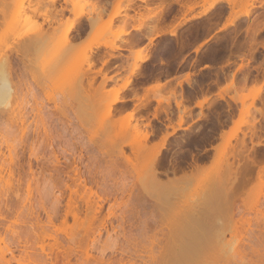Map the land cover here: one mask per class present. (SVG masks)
Instances as JSON below:
<instances>
[{"label":"rangeland","instance_id":"1","mask_svg":"<svg viewBox=\"0 0 264 264\" xmlns=\"http://www.w3.org/2000/svg\"><path fill=\"white\" fill-rule=\"evenodd\" d=\"M101 1L0 0V71L2 66L12 89L11 97L8 98L10 103L7 101L8 110H0V174L6 178L4 182V179L0 181V264H96L93 259L105 264H144L143 260H147L148 256H159L164 252L161 248L164 234L152 225V213L147 206L185 201L192 206L203 205V192L214 181L213 184L219 185L216 174L224 173L225 168V162L220 161V156L213 159L216 153L213 146L227 139L234 144L236 138H241L242 132L250 134L244 122H249L252 117L251 95L259 93L264 96V50L259 47L252 55H243L247 48L246 26L250 23L246 21L247 18L239 16L233 25L215 33L231 16H238L243 10L239 6L231 10L221 1L208 11L205 20L209 16L210 23H206V27L203 22L192 23L179 40L170 42L162 38L153 46L154 37L149 43L151 55L163 57L159 49L164 42H170V53L165 56L172 59V63L155 67L152 63L156 58L152 59L151 64L147 63L141 70L143 78L147 80L139 79L141 83H136L142 87L155 77L161 80L164 67L174 69L178 66L176 72H190V76H187L194 79L189 81L191 87L181 85L180 88L172 84L161 91L150 89L146 94L151 97L159 92L167 96L170 95L167 94L168 90L176 87V95L177 90H180L181 95H170V101L185 100L180 109L192 100L202 102V108L197 107L198 111L189 122L185 116L186 111L178 112L175 123L171 125L175 126L181 116L182 126L187 129L177 130L169 136L166 147L173 143V139L177 140L176 136L181 133L184 138L193 137L196 147L203 149L204 154L194 159L192 164L196 161L197 164H203V168L193 170V177L187 181L178 179L184 165L178 161L181 166L179 171L168 176L158 175V181L166 184L163 187L153 184L146 177L148 170H145L141 161L133 164L124 162L112 143H119L120 138L117 136L122 123H125L127 112L135 106L143 105V96L138 93L131 96L136 104L132 108L116 111L117 108L112 105V116L108 119L102 117L108 102L116 95L114 88L120 85H117L116 80L112 85L106 83L102 89L97 85L102 73L110 76L111 72L107 69L113 64L111 61L116 58L119 50L109 51L111 57L108 58L104 50L94 53L93 49V52H88L87 47L90 43L104 41L119 46L116 42L121 37H117V33L125 28H114L112 17L117 9L124 11L129 0H115L112 17L110 15L106 20L101 16V9H106L108 3L107 0ZM197 1L198 5L191 11H184L183 17L196 14L213 2ZM262 3L264 0L254 1L251 16L262 9ZM202 11L193 17L205 16ZM65 12L73 17L63 18ZM84 15L94 23L87 32V41L76 45L71 41L70 34L78 19ZM146 15L139 13L135 18L136 24L142 25ZM257 15L254 19L264 23V11ZM81 27L85 29L84 24ZM175 31L179 32L177 29ZM135 37L134 42L144 45L142 35H139L140 40L138 35ZM263 39L264 29L257 37V40ZM184 42L190 45L183 47ZM131 49L133 52L129 55V62L134 61L132 56L135 51L141 57L148 54L144 48ZM100 58L103 61L106 59L107 64ZM89 60L94 65L89 66ZM246 63L248 66L241 68L240 64ZM205 64L211 65V68L207 69L209 65ZM201 67L207 70L203 71ZM97 70H100L101 76L96 74ZM121 92L118 93L120 97L123 96ZM219 94H224L226 98L233 96L236 100L225 103L216 99L211 102ZM139 97L140 100L137 99ZM204 97L206 100H203ZM125 99L128 100L126 95ZM7 104L2 105V108ZM163 105L166 106V103ZM258 105L261 106L260 102L254 103V106ZM229 112L231 115L227 118ZM6 113L11 114V120ZM134 114L138 117L144 113L138 111ZM160 114L153 117L151 113L141 119L143 124L139 129L147 128L146 131L152 132L148 144L157 142L166 132L171 131L169 124L163 129L153 126L152 121L160 119ZM135 121L133 117L130 123ZM261 135V143H264V134ZM223 137L225 140H222ZM248 138L246 136L245 141L250 149L247 148L244 154L249 158L253 154H264V148L256 146L255 154ZM253 139V143L257 141L255 137ZM122 150L125 155L133 157L129 146L123 145ZM161 151L160 158L165 149ZM57 162L64 172L62 178H58L51 170ZM160 162L159 170L164 165V161ZM256 169H251L253 172L245 182L241 198L233 201L238 210L236 214L239 213L235 217L241 214L244 221L235 230L224 231V241L233 236L235 242L232 247L236 245L238 249L221 248L222 242L213 237L215 249L209 251L211 255L205 259L204 264H222V259H225V264H249L250 258L253 259L250 264L254 260L264 264V213L261 211L264 207L261 204L264 199V183L259 184L255 180ZM200 174L203 178L198 177ZM85 192L105 198L99 218L92 222H88L84 215L79 219V194ZM69 196L78 218L74 220L68 214L64 221ZM100 218L104 220L100 221ZM156 218L158 220L160 216ZM234 253L244 256V260H240V257L236 259ZM218 257L222 263L217 260Z\"/></svg>","mask_w":264,"mask_h":264},{"label":"bare ground","instance_id":"2","mask_svg":"<svg viewBox=\"0 0 264 264\" xmlns=\"http://www.w3.org/2000/svg\"><path fill=\"white\" fill-rule=\"evenodd\" d=\"M200 1L201 2H207L208 0H200ZM221 1L225 2L231 8V10L234 7H238V6L241 7L243 10L240 12V14L238 16L237 15H234L233 17L231 16V18H229L227 20L226 24H224V26L222 25L223 27L221 26V27H219L218 29L215 30V33L221 31L222 29H225V27H227L229 25H233L235 20L239 16L244 17L243 19L247 18L246 21L248 20V21H250V23L248 24V26H246V36L245 37H246V42L247 43L245 42V44H247V46H246L247 48L245 49V53H243V55H252L257 50V48H259V47L264 50V39L263 40H257L258 34L264 29V25H263L264 23H263L262 20H261L262 21V23H261L260 20L257 21L254 18L251 19V17H252L251 14H252V10H253V7H254V1L255 0H213V2L209 3L208 7H206L202 11V15L206 16L208 14V11L211 10L214 6H216V4H218ZM198 2L199 1L195 0V1H193L192 5L186 6L187 4H185L186 11L185 10L184 11L185 12L191 11L195 7V5H198ZM172 3H174L173 0H172ZM172 3H170V4H172ZM262 4H260V6H261L262 9H264V6H262ZM167 7L168 6L165 3H163V5H161V7H160V10H163V9H165ZM262 9H261V11H262ZM122 11H123V9H117L113 13V15H119ZM125 17H126V15H125ZM208 17L206 19L207 21L205 20L206 22H203V26H205L206 23H210V21H209L210 19ZM124 19H125L126 22H128L126 20V18H124ZM184 19H186V18H184ZM253 19L257 23H255V21H254V24H253V22H252ZM148 20H151V19H148ZM154 21L157 23L158 19H157V21L156 20H154ZM198 21H200V20H198ZM155 22H153V23H155ZM89 25H90V23H89ZM150 26L152 28H149V31H147L148 34H147V37H146V38H148L147 40H149V43H151V41H152V39L154 37L155 38L156 37H160V36L164 37L165 35H168L170 37H176L177 40L180 39V35H177V33H176V31L174 29H171L169 31H165V30H162V28L160 29V27H158L157 24H155L154 26H152V25H150ZM133 27H135V29H139V26H133ZM147 27H148V25L146 26V28ZM208 27H209V24H208ZM139 31H142V30L140 29ZM147 32H145V34ZM128 33L129 32L126 29L119 30L118 33H117V37H121L123 35H127L128 36ZM137 35H138L137 38L139 39V35L141 36L142 34H137ZM128 38H129V36H128ZM132 38H130L131 40H128L127 42H123L125 45L127 43L128 52L130 54H131V52H133L131 47H133L134 43H136V42H134L135 41L134 39H136V37L133 38V39ZM36 41H38V39ZM206 41H207V39H206ZM110 43H109V41H104L103 43H96V42L92 43V44L90 43V45L87 47V51L88 52H93V49L95 47L99 46V45L104 46V47H108L109 50L108 51L104 50V52H103V53L106 54V56L104 54L103 55L105 57H107V55H108V58H109V56L111 57V54H110L109 51H113V50H119L120 51V50H122L121 46H115L114 44H110ZM163 45H165V42H164ZM149 48H148V50L146 49L149 55L147 54L146 56H143V57H141L139 54H136L138 51H135L136 53L132 56L133 59H134L133 62H128V59H129L128 55H130V54H128V55L125 54V59L123 57H122L123 60L120 59L122 62L120 61L121 63L119 65L117 64L116 72L120 68L127 69L126 72H125L126 74L128 73L127 74V78H125L124 82L120 85L119 88H114V91L116 92V95L113 98H111V100L108 102L107 109L102 114V117H104V119H108V118H110L112 116V112H111V106L112 105L115 106L116 104H119V108L116 109V111L117 110L119 111V110H125L128 107V104H131V103H127L124 95L122 97L118 96L119 91H122L123 89H126V90L127 89L128 90L131 89V94L132 95H136V93L138 92V89L141 88V86H137L136 83L137 82L141 83V81L139 79H141V80L145 79V78H143L144 74L142 73L143 71H141V70H142V68L146 67V65L145 66H143V65L147 64L152 59L156 58L155 59L156 61H157V59L158 60L161 59V57L159 55L158 56L155 55V57H153L154 54L151 55L152 53L150 52L151 50H149ZM124 49H126V46H125ZM156 52H158V51H156ZM167 52H168V54L170 53L169 50L166 48V46L165 47L162 46L159 49V53L160 54L164 53V55H166ZM119 53H121V52H119ZM104 56H102V57L105 58ZM163 57H165V56H163ZM96 59H97V57H96ZM100 59L102 60V58H100ZM162 59L164 60V58H162ZM104 60L105 61L102 60V62L106 63V59H104ZM246 61L249 62L250 59H246ZM88 62H90V63H87L89 66L94 65V63L91 60H89ZM117 62L118 61H116V63ZM159 62H161V61H159ZM162 63H163V61H162ZM240 66H242L241 68H243V66L247 67L248 63L240 64ZM1 68H2V70L0 71V107H1L0 110L1 109H3V110L5 109L6 110V108L8 106L7 101L10 100L8 98H9V96L11 97V94H10L11 92L10 91L12 89H11V87H9V84L7 82V79H6L5 75H4V71H3V67L2 66H1ZM122 71H124V70H122ZM99 72H100V70L96 74H99ZM149 72H150V70H149ZM187 75H188V73L186 74V78L185 79H188ZM169 77H167V78H169ZM116 78H113L112 76H106L105 73H102L101 81L99 82L97 87L99 89H102V88L105 87L106 83L107 84L108 83H114ZM182 78H184V77H182ZM153 79H155V78H153ZM145 80H147V79H145ZM167 80H166V82L169 85L170 83H168V82L170 80L169 81H167ZM163 82L162 83L159 82V79L156 78V80L154 81L153 84H149L148 83L150 85L149 87L146 86V88H145V86H144L142 88H145L144 91H146V92L148 90H150V89H156L157 91H161V90L165 89L164 87H167V84H165L166 82H164V84H163ZM186 82L189 83V80L188 81L186 80ZM177 85L180 86V88H181L182 81L181 80L178 81ZM189 85H191V83H189ZM192 86H193V84H192ZM175 88L176 87L171 88L170 90H168L169 93H167V94H170L171 97L172 96L175 97L177 95H181V93H177V95H176V92L174 91ZM170 95L163 96V95H161L158 92L157 94H152V96L150 97V95L148 96L145 93L143 95V97L141 98V99H143V105L135 106L136 104L135 105L133 104L135 107H133V108L131 107L132 109H130L129 112H127L125 123L124 122H123L124 124L122 123L121 130L118 133V135L120 137L117 136L118 139L120 138L119 143H112V146H114V148L118 150V154H119L120 158L124 162H126L127 164H133L135 161L136 162L141 161L144 164L145 170H148V173L146 174V177L153 184L160 185V186H163V187H165L166 184L160 183L158 181L159 180V178H158L159 167H160V164H161V162H160L161 158L159 156H160V153L162 152L161 150L162 149H166L168 147V146L166 147V140H167V138L169 136H172L177 130H181L183 128L187 129V127H183L182 126V117L181 116L178 118V121H177L175 126L171 125V123H170L171 120H169V118H168V120H169L168 124L171 126V131L170 132H166V134H164L162 137H160V140H158L157 142H152V143L148 144V142L150 141V135H152V132H149L148 130L146 131L147 128L145 129L144 127H143V129H145V130L139 129L140 125L143 124L141 122V119H142L143 115H139L138 117H135L134 113H136L138 111L142 112L141 109H143V108L144 109L149 108V106H152L150 104L151 101L154 100L158 107L157 108L155 107V109H153L154 112H152V116L153 117H157L158 113L162 112V111L165 112L166 115L169 114L168 116H170V113H168V111L170 110L169 109V105H170V102H171L170 101L171 100L170 99L171 98ZM137 99L140 100V97L137 98ZM180 99H181V96H180ZM216 99L224 101L225 103H228L230 100L231 101H235L236 100L233 96H229L228 98H226L224 96V94L223 95L219 94V95H217L216 98L211 100V102H215ZM203 100H206V98L204 97ZM182 101H185V100L177 99V100L174 101L176 106H177L176 108H178L179 111H180V105L182 104ZM162 102H165L166 106L163 105L165 103H162ZM255 102H258V103L260 102L261 106H259V105H258V107L254 106ZM9 103H10V101H9ZM5 104H7L5 106V108H4V106L2 108V105H5ZM183 104H182V106H183ZM196 104L200 108H202V102L201 101L196 102ZM159 105H162L163 107L161 106L159 108ZM186 106L185 107H181V108H183V110L181 109L182 112L187 110ZM250 106H252V108H253L251 120L249 122H244V123H246V128H247L246 130H248V132H250V134L246 133V131L242 132L241 138H238V139L236 138L234 144H231L230 140L227 139L226 141H223L222 143L218 144L217 146H213L215 148L214 151H216V153H214L213 159L216 156H220L221 157L220 161L224 160V162H225V168H224V171H223L224 173L216 174V176L218 178L217 181H219V185L213 184L215 182L214 181L212 183L213 185L211 184L210 187L208 186L206 188V190L203 192V194H202L203 195L202 198L204 197L203 198L204 204L202 203L203 205H199V206L196 205L195 206V204H193L194 206H192V205H190L191 204L190 202H186L185 201L184 203H169V204H161L159 206H152V207L151 206H147L148 209L152 213L151 214V220H150L152 225L155 228L161 230L162 233L164 234V239H163L162 246H161V248L163 249L164 252H162L159 256H148L147 260H143L144 264H155L157 262L159 264H204L205 261L207 260V257H209L211 255L209 253V251H211L212 249H215L213 247V241H214L213 237L218 238L222 242L221 248H223V246H224V249H228V250L233 249V248H234L233 250H237L238 249V247H236V245H234V247H232V244H234V242H235L234 239H233L234 238L233 236L232 237L230 236V238L228 240L224 241L225 240L224 239V231L228 230L229 232H231V230L232 231L235 230L238 227V225L241 224L242 221H244L243 217H242L243 215L241 216V214H240V217L239 216L235 217V215H238L239 213L236 214L238 210L233 205V203L235 202L234 200L236 198H238V197L241 198L240 196L242 195V193L245 190L244 189L245 182H247L249 180V175H251V171L253 170V168H257L256 170H254L256 172L255 177H254L255 180L259 184H263L264 183V165H263L264 164L263 163L264 162L263 161L264 160V154H259L258 155V153H257V155H255V156L253 154L252 158L251 157L249 158L246 154H244V152L247 151V148H249V147H247L248 144L246 145V141H245L246 140L245 139L246 136H248L250 138V141L252 143V147L251 148L253 150L256 147L264 148V143H261V137H262L261 133L264 134V96H261V94H259V93H254L253 95H251ZM128 108H130V106ZM178 109H177V111H178ZM3 110H1V111H3ZM188 110H190V108ZM245 112L247 113V110ZM8 113H9V111H8ZM6 115H8V114L6 113ZM9 115H11V114H9ZM9 115H8V118L11 120ZM230 115H231V113L229 112V114H227L226 117L230 116ZM133 117L136 118V121H135V123L132 124V123H130V120L133 119ZM138 119L140 121V122H138L139 124L137 123ZM14 123H15V121H14ZM144 125L146 127V124H144ZM21 127H23V126H21ZM24 129H25V127H24ZM24 129H23V132H24ZM253 137H255L257 139V141L254 142V143H253V140H254ZM148 139H149V141H148ZM223 139H224V137L222 138V140ZM123 145H127V146H129L131 148V152H132V155H133L132 158L129 157L128 155L124 154V152L122 150ZM253 150H251V151L252 152L255 151V154H256V150H254V151ZM257 151H258V149H257ZM177 152H178V150L175 151V154ZM249 154H250V152L248 153V155ZM250 156H251V154H250ZM195 157H193V159ZM235 162H236V164H235ZM186 163L184 165H188V163L187 164ZM169 164H172V163L169 162ZM191 164L192 163H190V165ZM202 165L203 164H197V162L195 161V163L190 166L191 167L190 170H189L190 173H188V174L186 173V171H188V170H182L183 173L178 177V179H183V180L187 181L189 178L193 177V170H201L203 168ZM162 167H163V165H162ZM175 167H176V165H175ZM186 167L188 168V166H185V168ZM172 168H174V167H172ZM172 168H167L166 170H168V169L172 170ZM178 169H180V167ZM51 170L53 171V173L58 178H62L63 177L62 174H64V172L62 170V167L59 166L58 162H57L56 165H53L51 167ZM170 170H168V171H170ZM175 172L176 171H173V173H175ZM164 173H168V172H166L164 170ZM65 175H67V173ZM198 177L199 178H203L202 174H200ZM3 179L4 178H3L2 174H0V181H2ZM5 180H6V178L3 180V182ZM62 180H60V181H62ZM223 181L225 183L221 187ZM83 187H85V185H83ZM263 198H264V196H263ZM263 200H262L263 203H261V204H264ZM67 201H68V203L66 204L67 208L65 210V214H64V219L63 220L64 221L66 220L68 214H70L73 217V219L76 220L78 218V214L75 211V207L72 206V198H71V196H69ZM166 201L169 202L168 199ZM102 202H105V198L102 199L99 196L94 197L93 194H90V193H87V192H85L84 194H79V219H80L81 215H84V217L86 218V220L88 222H92V221L97 220L99 218L101 210L103 209V203ZM161 206H164V207H161ZM261 211H263V213H264V207H263V209L261 208ZM260 214L262 215V213H260ZM157 216H160V219L157 220V218H156ZM262 216H263L262 218H263V221H264V214ZM103 220H104V218H100V221H103ZM235 254L236 253H234V256L237 257V258L235 257L236 259H238V257H240V260H244V258H245L244 256L243 257L242 256H237ZM86 256H87V254H86ZM219 258L220 257H218V259L215 258V260L216 259L219 260ZM221 258H222V256H221ZM235 258H233V259H235ZM223 260H224V263H222ZM252 260L253 259L250 258L249 262L251 263ZM93 261L97 262L96 264H105L104 262H102V261H100L98 259H93ZM222 261H220V262L222 264H225V259H222ZM226 263L229 264L228 262H226ZM260 263H261V261H260ZM260 263H258L255 260L253 262V264H260Z\"/></svg>","mask_w":264,"mask_h":264},{"label":"crops","instance_id":"3","mask_svg":"<svg viewBox=\"0 0 264 264\" xmlns=\"http://www.w3.org/2000/svg\"><path fill=\"white\" fill-rule=\"evenodd\" d=\"M92 2H95V3H101V2H103V1H101V0H91ZM165 1V2H164ZM193 1H195V0H173V2L174 3H172V0H129V3H128V6H127V8L123 11V12H121L119 15H114L113 17H112V7H113V5H114V2H115V0H107V3H108V5H107V7H106V9H101V16H102V18H103V20H106L110 15H111V17H112V22H113V27L114 28H116V27H124L126 30H128V36H129V38H131L132 36H134V35H137V34H142V36H143V39H144V45H138L137 43H134V45H133V49L135 50V49H139V48H144V51L146 52L147 50H148V48L149 49H151V46L149 45V42H148V38H146L147 37V34H148V32L147 31H149V28H152L150 25H152V26H154L155 24H157L158 25V27H160V29L162 28V30H165V31H169V30H171V29H174V30H178L179 32H177V35H181L182 33H186V31L188 30V28H189V26L192 24V23H195V22H205V18H206V16H201V18L199 17V18H192L193 16H194V14L193 15H189L185 20H184V18L185 17H183L182 15H183V12H184V10H185V7L186 6H188V5H192V3H193ZM150 2V3H149ZM163 3H165L168 7L167 8H165V9H163V10H160V7H161V5H163ZM170 3H172V4H170ZM185 4H187L186 6H185ZM158 5V6H157ZM171 5V6H170ZM196 6V5H195ZM158 10V11H157ZM167 10V11H166ZM171 10H174V14H173V16L169 19V20H167V21H164L163 20V17L169 12V11H171ZM203 9L201 8L200 10H198L197 11V13L195 14V15H198L199 14V12L201 13V11H202ZM263 11H264V9H262ZM186 11V10H185ZM194 11V10H193ZM263 11H261V10H257L256 12H254L253 13V15H252V17H251V19L252 18H255V15L256 14H259V13H261V12H263ZM144 13V14H147L146 15V18H145V21L143 22V25H137L136 24V20H135V18L139 15V13ZM162 12V13H161ZM152 14V15H151ZM255 14V15H254ZM125 15H126V17H125ZM155 15V16H154ZM160 15V16H159ZM150 16V17H149ZM153 16V17H152ZM192 16V17H191ZM66 17H68V18H72L73 17V15L72 14H70V13H67V12H65L64 13V16H63V18H66ZM149 17V18H148ZM158 17V18H157ZM205 17V18H204ZM124 18H126V20L128 21V22H126L125 21V19ZM158 19V22L156 23L154 20H156L157 21V19ZM123 19V20H122ZM148 19H151V20H148ZM154 19V20H153ZM198 20H200V21H198ZM202 20V21H201ZM123 21V22H122ZM125 21V22H124ZM153 22H155V23H153ZM89 23H90V25H89ZM92 23H94L93 21H89L88 20V18H87V15H84V16H82V17H80L79 19H78V21H77V23L75 24V26H74V29L71 31V34H70V37H71V41L74 43V44H76V45H80L81 43H83V42H85V41H87V32L90 30V28H91V25H92ZM159 23V24H158ZM181 23V24H180ZM85 25V29H83L81 26L82 25ZM150 24V25H149ZM154 24V25H153ZM180 24V26H178ZM148 25V29L146 28V26ZM133 26H139V29H135V27H133ZM163 26V27H162ZM145 27V28H144ZM142 30V31H139V30ZM145 30V31H144ZM82 32V33H81ZM139 32V33H138ZM145 32H147L146 34H145ZM82 34V35H81ZM145 34V35H144ZM128 36L127 35H123V36H121V40L120 41H117L116 42V45H119V46H121V48H122V50L121 51H117L116 52V57L117 58H115L113 61H111V63H113L112 65H111V67L108 69V71H110L111 73H110V76H112V77H114V78H116L115 80L117 81V85H121L123 82H124V80H125V76H126V70L127 69H122V68H120L117 72H116V68H117V64L119 65L122 61L121 60H123L122 59V57L125 59V54L126 55H128V54H130L129 52H128V48H127V43H126V45L123 43V42H127L128 40H129V38H128ZM145 36V37H144ZM162 38H166V39H168V40H170V42H172V41H174V40H177V38L176 37H170V36H168V35H165L164 37L162 36H160V37H156L155 38V42L153 43V46L159 41V39H162ZM170 42H168V43H165V45H163V47H165L166 46V48L167 49H170L171 48V44H169ZM175 42V41H174ZM177 43V42H176ZM168 46H167V45ZM123 45V46H122ZM126 46V49H124L125 48V46ZM188 45H190V43L189 42H184L183 43V47H187ZM147 49V50H146ZM98 50H109L108 49V47H104V46H101V45H99V46H97V47H95L94 48V53L95 52H97ZM119 52H121V53H119ZM122 54V55H121ZM168 54V52L166 53V55ZM118 55V56H117ZM162 55L163 56H165L164 55V53H162ZM129 56V55H128ZM119 57V58H118ZM127 57V56H126ZM162 58H164V60L162 59ZM121 59V60H120ZM131 59L129 58L128 59V62L130 61ZM116 61H118L117 63H116ZM121 61V62H120ZM159 61H161V62H159ZM162 61H163V63H162ZM165 61V62H164ZM182 61V59L180 60V62ZM157 62V63H156ZM116 63V64H115ZM161 63V64H160ZM171 64L172 63V59H169L168 57H161V59H157V61H155L154 63H152V65H158V66H163V65H168V64ZM189 63H191V62H188V64ZM148 64H151V61H149L148 62ZM148 64H144L143 66H145V65H148ZM207 65H209V64H207ZM206 64H205V66H207ZM178 67V66H177ZM177 67L176 68H170L169 67V69H167V68H163V70H162V75H161V80H159V82H166V80L167 81H169L168 83H170L169 85L171 86L172 84L174 85V86H178L177 85V82L178 81H182V85H184V86H190L186 81H185V77H186V74H187V72L188 71H180V72H176V70H177ZM211 68V65H209V67H207V69H210ZM201 70H207L206 68H204V67H201L200 68ZM122 70H124V71H122ZM190 73V72H189ZM189 73H188V75H189ZM170 76V77H169ZM190 76V75H189ZM167 77H169V78H166ZM182 77H184V78H182ZM172 80H171V79ZM165 79V80H164ZM188 79H189V81H191V80H194L193 78H190V77H188ZM154 81L156 80V77H155V79H153ZM153 80H151V82L149 83V84H153L154 83V81ZM164 82H163V84H164ZM109 85H112L113 83H108ZM149 84H147V85H145V88H146V86L147 87H149L150 85ZM165 84H167V82L165 83ZM168 85V84H167ZM142 87H144V86H142ZM140 88L139 90H138V95L139 96H143L145 93H146V91H144L145 90V88ZM128 88V87H127ZM124 90V91H123ZM122 90V92H121V94L122 95H126V97L128 98V100H127V103H131V104H128V107L130 106V108L131 107H133L132 105L134 104L133 103V101H132V98H131V96H133L132 94H131V89H123ZM128 93H127V92ZM150 91V90H149ZM148 92V91H147ZM130 93V94H129ZM177 93H180V90H177ZM128 94V95H127ZM130 96V97H129ZM217 97V96H216ZM172 103H171V106H174L175 105V103L173 102V101H171ZM118 105V106H117ZM151 105L152 106H149V111L152 113L153 112V109H155V107L157 106V104H156V102L154 101V100H152L151 101ZM189 105V106H188ZM186 107H193V110L195 111V112H197L198 110H197V107H199L197 104H196V100H192V101H190V103L188 104ZM171 106H169V107H171ZM115 108H119V104H116L115 105ZM152 122H154V121H152Z\"/></svg>","mask_w":264,"mask_h":264},{"label":"flooded vegetation","instance_id":"4","mask_svg":"<svg viewBox=\"0 0 264 264\" xmlns=\"http://www.w3.org/2000/svg\"><path fill=\"white\" fill-rule=\"evenodd\" d=\"M173 14H174V10L169 11L163 17V20L164 21L169 20L173 16ZM176 107H177L176 105L169 107L170 110L168 111V113H170V116H168L169 114L166 115L165 112L162 111L161 114H160V119H157L154 122H152L153 126L155 128H157V129H159V128L163 129V128L168 126V123H169L168 121L169 120H171L170 123H175V119L177 118V115H178L177 112L179 111V109L176 108ZM189 108H190V110H188ZM177 109H178V111H177ZM181 109H180V111H181ZM186 109L187 110H186V115L185 116L187 117V120L189 122L190 119L193 120L192 116H194L196 114V112L193 110V107H187ZM141 110L144 113L143 116L151 115V112L149 110L144 109V108L141 109ZM223 115L225 116V114H223ZM168 118H169V120H168ZM185 129L186 128H183L181 130H185ZM182 135H183V133H181L180 135L176 136L177 141L175 139H173V143L166 148L167 150L165 149V153L161 157V160L164 161V165H163V168L160 169L161 171L159 170V174L158 175L168 176V174L169 175H173V171H176V172L179 171L180 169H178V168L179 167L181 168V166H180V164H178V161L183 162V164H185L188 161L187 162L188 165H184L183 166L184 169L182 168L181 170H188L189 171L190 170V166L192 165V164L190 165V163H193L194 159H197L198 157H201L204 154V150L203 149H199V148L196 147L195 139L193 137H185L184 138V137H182ZM183 145H186V146H184L183 149H181L180 146H183ZM208 149L209 148H207L206 150H208ZM177 150H179L178 151L179 153L177 152L175 154V151H177ZM197 150L199 151V153H196ZM193 157H195V158L193 159ZM169 162L172 163V164H169ZM175 165H176V167H175ZM171 166L174 167V168H172ZM185 166H188V168L187 167L185 168ZM167 168H172L173 171L170 170V169H168V170H170V171H168V170H166ZM164 170L166 172H168V173H164Z\"/></svg>","mask_w":264,"mask_h":264}]
</instances>
